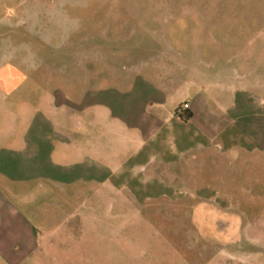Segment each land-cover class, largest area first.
<instances>
[{
	"label": "rangeland",
	"instance_id": "374dc122",
	"mask_svg": "<svg viewBox=\"0 0 264 264\" xmlns=\"http://www.w3.org/2000/svg\"><path fill=\"white\" fill-rule=\"evenodd\" d=\"M0 51L27 63L34 96L37 76L82 84L88 63L100 77L136 60L156 73L204 69L219 83L237 72L241 87L250 68L264 94V0H0ZM229 161L197 164L207 194L142 201L79 188L20 202L37 246L19 264H264V156Z\"/></svg>",
	"mask_w": 264,
	"mask_h": 264
},
{
	"label": "crops",
	"instance_id": "0c3cea01",
	"mask_svg": "<svg viewBox=\"0 0 264 264\" xmlns=\"http://www.w3.org/2000/svg\"><path fill=\"white\" fill-rule=\"evenodd\" d=\"M16 59L0 51V258L7 264L37 246L20 202L81 189L142 201L150 193L207 194L213 188L196 180L198 163L222 169L225 159L244 156L254 166L264 156V94L250 68L241 87L237 72L219 83L204 69L156 73L136 60L126 73L97 77L88 63L82 84L35 77L44 91L34 96L27 63ZM183 104L187 122L176 114Z\"/></svg>",
	"mask_w": 264,
	"mask_h": 264
},
{
	"label": "trees",
	"instance_id": "16d2710c",
	"mask_svg": "<svg viewBox=\"0 0 264 264\" xmlns=\"http://www.w3.org/2000/svg\"><path fill=\"white\" fill-rule=\"evenodd\" d=\"M177 114V118L181 121V122H187L190 118H191V113L188 112L187 110L181 111V112H176Z\"/></svg>",
	"mask_w": 264,
	"mask_h": 264
},
{
	"label": "built area",
	"instance_id": "2783aa9c",
	"mask_svg": "<svg viewBox=\"0 0 264 264\" xmlns=\"http://www.w3.org/2000/svg\"><path fill=\"white\" fill-rule=\"evenodd\" d=\"M182 109H184V110L188 109V105L187 104H183L182 105Z\"/></svg>",
	"mask_w": 264,
	"mask_h": 264
}]
</instances>
